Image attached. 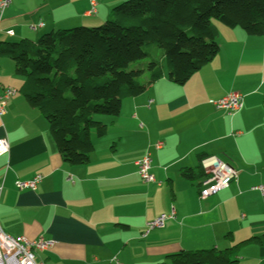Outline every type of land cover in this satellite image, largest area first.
<instances>
[{"label":"crops","instance_id":"crops-1","mask_svg":"<svg viewBox=\"0 0 264 264\" xmlns=\"http://www.w3.org/2000/svg\"><path fill=\"white\" fill-rule=\"evenodd\" d=\"M10 1L0 15V45L96 27L127 0H96L94 18L86 17L89 0ZM216 27L220 54L184 87L165 77L124 101L118 118L98 119L108 134L93 140L94 154L83 167L62 161L48 124L20 94L14 63L0 57V85L17 92L0 118V141L9 145L0 158L4 234L53 242L50 252L37 255L39 264H170L183 252L233 248L236 264H264V245L254 241L264 236V196L253 191L264 187V36ZM231 93L243 97L240 112L210 106ZM147 155L152 184L137 174L136 163ZM200 157L238 173L227 191L205 201L181 177L200 167ZM38 176L43 181L35 192L16 189ZM172 211L174 221L147 234L149 223Z\"/></svg>","mask_w":264,"mask_h":264},{"label":"trees","instance_id":"trees-1","mask_svg":"<svg viewBox=\"0 0 264 264\" xmlns=\"http://www.w3.org/2000/svg\"><path fill=\"white\" fill-rule=\"evenodd\" d=\"M220 25L248 37L264 36V0H132L117 8L97 29L49 33L37 42L0 45L23 81L20 94L46 121L62 161L90 163L93 140L116 119L126 100L137 99L165 77L184 87L220 54ZM200 167L181 172L197 186ZM199 194V193H198ZM254 241L264 245V236ZM236 248L183 252L170 264H236Z\"/></svg>","mask_w":264,"mask_h":264},{"label":"built area","instance_id":"built-area-1","mask_svg":"<svg viewBox=\"0 0 264 264\" xmlns=\"http://www.w3.org/2000/svg\"><path fill=\"white\" fill-rule=\"evenodd\" d=\"M11 6L10 0H0V15ZM96 0H89V10L86 13L87 18H94L97 15ZM44 25L30 27L31 32L41 30ZM13 37L12 33L7 34ZM17 92L10 88H4L0 85V118L7 113L8 102ZM152 102L149 103V106ZM210 106L218 111H225L229 115H234L240 112L243 108V97L238 93H231L217 102H210ZM163 145L157 144L155 149L162 150ZM9 154V145L6 140L0 141V158ZM137 174L141 181L145 184L154 183V178L151 175V159L147 155L141 161L136 163ZM201 168L205 175V179L200 184L199 197L200 200H208L213 196L219 195L227 191L233 182L238 179V173L231 169L228 165L222 163L216 158L205 159L201 162ZM43 178L38 176L29 182H17L16 189L23 192H35ZM253 191L264 196V187H258ZM175 220V213L169 216L163 215L146 226L147 234L153 231H161L165 228L168 221ZM54 248V243L39 239L35 242H29L23 238L14 239L4 234L0 227V264H39L36 261L37 255H42L50 252Z\"/></svg>","mask_w":264,"mask_h":264},{"label":"rangeland","instance_id":"rangeland-1","mask_svg":"<svg viewBox=\"0 0 264 264\" xmlns=\"http://www.w3.org/2000/svg\"><path fill=\"white\" fill-rule=\"evenodd\" d=\"M129 1H132V0H127V1L123 2L122 4H120V5H118V6H114V7H112L111 10L108 12V15H107V16L109 17V16L111 15L112 11H113L115 8L121 6V5H123V4H125V3L129 2ZM96 2H97V1H96ZM105 22H106V21H104L101 25H98V26H96V27H90V28H86V27H78V28L97 29V28L102 27V26L105 24ZM78 28H73V29H78ZM73 29H68V30H73ZM43 36H44V35H40V38H42ZM40 38H39V39H40ZM39 39H36L35 42H37ZM36 258H38V256H36Z\"/></svg>","mask_w":264,"mask_h":264}]
</instances>
